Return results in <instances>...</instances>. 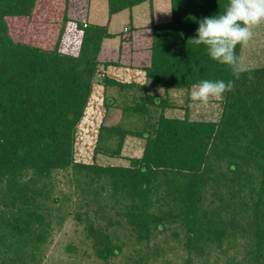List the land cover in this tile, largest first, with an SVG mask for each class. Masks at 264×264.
Wrapping results in <instances>:
<instances>
[{"label":"trees","instance_id":"obj_1","mask_svg":"<svg viewBox=\"0 0 264 264\" xmlns=\"http://www.w3.org/2000/svg\"><path fill=\"white\" fill-rule=\"evenodd\" d=\"M37 1L0 0V264H39L51 233L50 205L60 202L53 175L68 171L73 195L80 196L74 215L83 216L102 263L123 255L120 238L109 230L117 226L133 244L124 264H148L161 251L151 246L161 235L162 244L185 250V264H210L213 257V264H264V67L235 79L204 45L188 41L229 0H169L170 20L148 26L144 83L107 72L97 77L100 68L116 65L99 60L103 41L116 37L108 23H77L76 55L60 52L58 43L47 48L15 40L7 19L31 18ZM104 1L109 19L154 2ZM241 47L235 48L239 62ZM202 80L234 81L219 99L216 120L192 119L184 110ZM95 84L105 115L92 162L82 163L74 158L75 134ZM178 108L186 112L167 115ZM111 109L117 120L108 123ZM129 138L142 141L140 157L127 165L97 163L98 157L122 158Z\"/></svg>","mask_w":264,"mask_h":264},{"label":"rangeland","instance_id":"obj_2","mask_svg":"<svg viewBox=\"0 0 264 264\" xmlns=\"http://www.w3.org/2000/svg\"><path fill=\"white\" fill-rule=\"evenodd\" d=\"M92 14L94 16L91 17ZM130 15L133 16L132 22H129ZM109 20L107 3L104 0H38L31 18L13 17L7 19V22L10 33L15 40L25 38L31 42H40L47 48H52L58 43L60 52L76 55L81 38V32L76 26L77 23L88 25L97 22L105 24ZM169 20V0H154L151 7L149 3H144L134 7L131 12L123 11L114 15L110 20L109 32L116 34V38L115 41H111L112 47L109 50L111 54L105 55L108 54L106 50L103 55H100V60L102 62H106V60L118 61L119 64L111 66L109 72L108 68H100L97 77L102 78L105 72H111L110 75L114 76L115 74L120 76L121 73L126 75L135 69L141 70V66H148L150 63L151 32L146 28L152 23H165ZM120 43L122 52L119 51ZM124 54H127L126 58ZM119 55H121L120 59H118ZM130 56H132L131 59ZM240 64L245 70L264 67V23L253 29L252 39L247 45L241 47ZM138 65H140L139 69L136 67ZM138 71H135L133 80L139 78L140 73ZM130 79L126 78V80ZM148 86L155 88L151 82ZM157 89L161 90V88ZM103 97L102 89L95 84L83 118L76 128L74 158L77 162H92V148L99 125L105 115V109L102 107ZM218 103L219 99H210L207 105H199L193 104L189 99L184 110L186 107L188 108V114L192 119L216 120L220 114ZM177 106L183 108V103L178 102ZM180 108L172 112L168 111L167 115L182 116L186 111ZM116 118L115 111L112 109L105 117L107 122L109 120L115 121ZM142 147V141L129 138L124 143L122 158L98 157L97 163L127 165V160L130 158L140 157ZM70 174L71 172L68 171L56 172L53 175L55 185L53 196L60 202L50 205L51 208L54 206L51 214L53 219L51 233L44 246L39 264H124L125 256L131 252L133 244L127 236V232H122L117 226H113L109 230L115 231L120 238L123 245V255L111 259L109 263H102L96 258L91 241L86 237V222L83 216H81L82 220H79L74 215V204L79 201L80 196L78 198L77 195H73L74 186ZM59 214L62 216L59 217ZM161 236L153 239L151 243V246L153 243L159 244L161 251L159 255L150 259L148 264H185L184 259L189 257L185 250L171 241L162 244L163 238ZM68 246L72 248L71 252L67 251ZM213 255H215L214 252H212ZM212 259L210 264H213L212 261L215 260ZM221 263L222 259L218 264ZM188 264H197V261L192 260Z\"/></svg>","mask_w":264,"mask_h":264},{"label":"clouds","instance_id":"obj_3","mask_svg":"<svg viewBox=\"0 0 264 264\" xmlns=\"http://www.w3.org/2000/svg\"><path fill=\"white\" fill-rule=\"evenodd\" d=\"M262 23L264 0H229L223 14L202 19L195 37L188 41L196 46L204 45L212 60L229 67L235 79H239L245 69L236 56V45H247L253 29ZM233 88L234 81L202 80L193 86L190 100L193 104L207 105L210 99H220Z\"/></svg>","mask_w":264,"mask_h":264},{"label":"crops","instance_id":"obj_4","mask_svg":"<svg viewBox=\"0 0 264 264\" xmlns=\"http://www.w3.org/2000/svg\"><path fill=\"white\" fill-rule=\"evenodd\" d=\"M92 16H94L93 14L91 15V17ZM132 16V15H131ZM133 17V16H132ZM112 18V17H111ZM111 18H110V20H111ZM110 20L108 21V22H106V23H108V32H109V24H110ZM105 23V24H106ZM92 24H97V25H105V24H101V23H97V22H93ZM146 29H148V28H146ZM125 30V28L123 29V31ZM109 33H111V32H109ZM111 34H113V33H111ZM116 38V37H115ZM115 38H113V39H105L104 41H103V43H102V47H101V52H100V54H99V60H100V55H103L104 53L103 52H105L106 50V52H108V54H105V55H110L111 54V51H109L111 48L110 47H112L111 46V41H115ZM106 41H108V42H106ZM122 41V40H121ZM107 43V44H106ZM114 47V46H113ZM120 48H119V51H121L122 52V46H121V43H120V46H119ZM120 54V53H119ZM124 55H126V56H124L125 58L127 57V54H124ZM120 57H121V55H119V58L118 59H120ZM131 57L132 56H130L129 58L131 59ZM129 59V60H130ZM119 61H121V60H119ZM131 62H132V60H130ZM100 62H102V60H100ZM106 62H113V63H115V64H119V62L118 61H109V60H106ZM102 63H105V62H102ZM121 63V62H120ZM132 66H134V65H132ZM140 65H138V66H136L137 68L139 67ZM143 67H145V66H141L140 67V69H142ZM109 69H110V67L108 68V72H109ZM139 69V68H138ZM135 71L137 72L138 70L137 69H135ZM135 71H133L132 73H130V74H126V75H124L123 73H121L120 74V76H118L117 74H115V76L114 75H111V77H113V78H116L117 80H120V81H124V82H130V81H135V82H139V83H144L145 82V76H144V72L142 71V70H139L138 72L140 73L139 74V78L138 79H134L133 80V78L135 77V76H133L134 74H135ZM107 72V73H108ZM111 73V72H110ZM110 73H108L109 75H110ZM130 75H132L131 77H128V76H130ZM124 77V78H123ZM133 77V78H132ZM126 78H131L130 80H126Z\"/></svg>","mask_w":264,"mask_h":264}]
</instances>
